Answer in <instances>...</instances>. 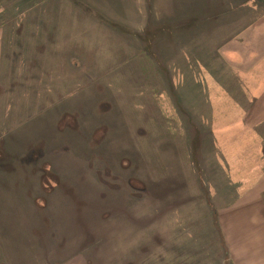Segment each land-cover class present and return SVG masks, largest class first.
<instances>
[{
	"label": "rangeland",
	"instance_id": "1",
	"mask_svg": "<svg viewBox=\"0 0 264 264\" xmlns=\"http://www.w3.org/2000/svg\"><path fill=\"white\" fill-rule=\"evenodd\" d=\"M0 40V264L256 263L213 98L264 90V0H0Z\"/></svg>",
	"mask_w": 264,
	"mask_h": 264
},
{
	"label": "crops",
	"instance_id": "2",
	"mask_svg": "<svg viewBox=\"0 0 264 264\" xmlns=\"http://www.w3.org/2000/svg\"><path fill=\"white\" fill-rule=\"evenodd\" d=\"M1 45L2 42L0 40V49ZM226 59L230 61L234 59V57L229 54L226 56ZM239 85L241 86L239 89L242 90L243 93L237 90L235 96L231 91V87H229L225 93L216 94L213 99L226 98L229 101L236 102L237 116L241 117L242 112L249 110L250 120L259 122L257 127L260 129V136L256 137L253 146L248 143L245 148L242 146V152L239 155L236 156L233 153L226 155L225 171L227 173L225 174L231 176V179L238 180V193L245 191L243 195L237 193V201L235 202L237 204V255H244L243 257L249 256L250 263L255 259L254 263L257 260L255 264H264V260H262V262L258 260L260 249L263 247L264 243V90L258 91L256 86L251 84L248 80L242 81ZM210 87L209 90L211 91ZM253 87L255 88L256 95L250 100ZM257 104L259 106V113L255 110ZM239 122L240 119L238 123ZM248 166L254 167L250 177L254 182L252 187H246V184L243 183V181L247 179V175H245L246 172L244 173L241 171L244 168L241 170L237 168L245 167V169H248ZM244 175L245 179H241ZM240 198H246V200L241 204ZM235 203L233 202V204ZM219 218L220 222L223 223L224 215H221ZM227 238L228 236L226 235V239ZM260 240H262L263 243L260 242ZM230 249H233V247L229 246V250ZM253 255L256 257L253 258ZM237 264H240L238 258Z\"/></svg>",
	"mask_w": 264,
	"mask_h": 264
},
{
	"label": "trees",
	"instance_id": "3",
	"mask_svg": "<svg viewBox=\"0 0 264 264\" xmlns=\"http://www.w3.org/2000/svg\"><path fill=\"white\" fill-rule=\"evenodd\" d=\"M143 57L146 58L145 56H143ZM152 64L153 63L147 58V65H146V67H144V66H142L143 68L141 67V71L145 73L144 76H150V77H152V76L156 77L157 76L156 72L154 71V68L152 67ZM178 116H179V114H178ZM173 135L174 134H171V136H173ZM227 179H228V175H227ZM227 179L225 178L226 181H227Z\"/></svg>",
	"mask_w": 264,
	"mask_h": 264
}]
</instances>
